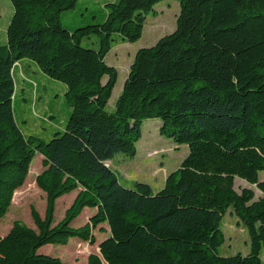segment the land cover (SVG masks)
<instances>
[{"label":"trees","instance_id":"1","mask_svg":"<svg viewBox=\"0 0 264 264\" xmlns=\"http://www.w3.org/2000/svg\"><path fill=\"white\" fill-rule=\"evenodd\" d=\"M9 1L0 43V220L37 154L46 207L43 217L31 207L35 229L16 221L0 236V264H63L39 249L73 238L94 245L102 225L108 235L85 264H264V0H173L175 30L136 52L113 112L118 72L106 57L115 44L138 42L146 16L169 0L110 2L75 27L80 0ZM92 36L97 48H84ZM23 61L65 88L69 118L48 142L25 136L15 117L14 69ZM145 120H159V134L188 149L156 193L144 183L125 188L107 166L117 154L134 158ZM235 179L261 196L238 193ZM74 191L55 224L57 201ZM229 208L249 235L247 256L218 254ZM85 209L96 213L73 227Z\"/></svg>","mask_w":264,"mask_h":264},{"label":"rangeland","instance_id":"2","mask_svg":"<svg viewBox=\"0 0 264 264\" xmlns=\"http://www.w3.org/2000/svg\"><path fill=\"white\" fill-rule=\"evenodd\" d=\"M161 3L165 10L158 15L159 31L157 30L156 36L171 34L176 28V15L179 13L178 2L169 0ZM174 4L178 6H174ZM12 14L13 10L10 1L0 0L1 44L6 43V30ZM148 17L153 18L154 15L150 13ZM63 22L64 25L68 24L65 19H63ZM149 31L150 26L147 22L143 37L137 44L118 43L113 48L116 50L118 46L119 48L128 47V50L119 57L129 58V55H132L145 43ZM82 46L90 49L97 48V38L92 36L91 40L84 41ZM116 62H118L117 56H114V51H112L107 55L106 63L115 67ZM127 68L128 62L121 63L119 67H115L118 72V79L108 102L107 111L109 112H113L115 102L121 94L127 78ZM30 78V81H28L30 91L28 95L26 97L21 95L15 97V117L25 136H33L48 142L52 139L56 128L64 127L68 120L67 118H69L70 109L64 96L65 88L62 84L45 77L38 70ZM105 81L106 79H104ZM160 126L161 122L159 120L143 121L141 124L142 136L136 145L134 158L117 154L107 162V165L115 172L120 184L125 188L133 189L135 183H144L149 185L154 192L157 191L160 188L158 186L161 185L167 174L174 172L186 157L188 153L187 147L185 145L177 146L173 140L161 136L159 134ZM42 160L41 155L37 154L35 156L24 185L15 192L7 214L0 220L1 237L9 232L16 221L35 229L30 214L31 207L43 217L46 207L45 195L36 185V177L44 170ZM258 177L260 181H264V171L260 172ZM234 189L238 193L242 189H251L255 193V199L260 196L254 186L240 179H235ZM77 192L74 191L65 195L57 201L54 215L55 224L64 217L66 210L72 205ZM95 213L94 209L84 210L72 223V226L75 228L83 226ZM220 230L224 235V243L218 250L220 257L226 258L236 254L247 256L250 253L249 235L232 208H229L226 212L221 222ZM93 234L96 239L94 245H89L73 238L70 239L66 246H44L39 249L38 254L59 258L63 264H85L91 254L99 253L98 245L107 237V227L102 225ZM260 258L264 260V251H261Z\"/></svg>","mask_w":264,"mask_h":264},{"label":"crops","instance_id":"3","mask_svg":"<svg viewBox=\"0 0 264 264\" xmlns=\"http://www.w3.org/2000/svg\"><path fill=\"white\" fill-rule=\"evenodd\" d=\"M115 1H117V0H80L78 11L82 10L83 14H81L79 16V20L74 22V27H75V25H80V23L82 21L87 20V18L89 16H91V14H97L98 12H102L103 9H104L105 4L110 3V2H115ZM161 4L162 3H159V4H157L154 7V11L152 12V14L154 15L153 18L148 17L149 15L146 16L143 33L145 32V28L147 26V22L149 23L150 31L148 32V38L146 39L145 43L142 44V46H140L141 48L152 47L158 42L159 39H161L162 37L168 35V34H165L164 36H156L157 30H158V26H159V24H158V19H159L158 15H159V13H163V11L165 10L161 6ZM174 6H178V5L174 4ZM84 14H85V16H84ZM178 14L176 15V17L178 16ZM86 15H88V16H86ZM65 26H67V25H65ZM69 27H70V25H69ZM143 33H142L141 38L143 37ZM141 38H140V40H141ZM138 42H136V44ZM148 43H150V44H148ZM143 45H149V46H143ZM141 48H139V49H141ZM127 50H128V47L119 48V46H118V48H116V50L114 48L112 49V51H114V56H117V61H118V62L115 63V67L116 66L119 67V64H121V63L124 64V63L128 62V68H127V75H128L129 68H130V66L132 64V61L134 59V56H135V54H136V52L138 50L136 52H133L132 55H129L128 56L129 58L119 57L121 54H123V52H125ZM125 56H126V54H125ZM36 73H37L36 67L34 65H32L31 63L26 62V61H23V62L19 63L15 67V69H14V81H15V89H16L15 90V97L18 96V95L26 97L28 95V92H30L29 88H28V81H30L29 79H31L30 76L32 74H36ZM60 127L61 128H56V130L63 128L62 126H60ZM168 175L169 174H167V176ZM167 176L163 179V182L161 183V185L158 186L160 188H158V190L155 191V193L163 188Z\"/></svg>","mask_w":264,"mask_h":264}]
</instances>
